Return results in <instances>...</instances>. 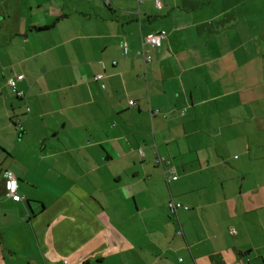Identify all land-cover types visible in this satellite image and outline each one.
<instances>
[{
    "label": "crops",
    "instance_id": "0c3cea01",
    "mask_svg": "<svg viewBox=\"0 0 264 264\" xmlns=\"http://www.w3.org/2000/svg\"><path fill=\"white\" fill-rule=\"evenodd\" d=\"M64 259L264 264V0H0V264Z\"/></svg>",
    "mask_w": 264,
    "mask_h": 264
},
{
    "label": "built area",
    "instance_id": "2783aa9c",
    "mask_svg": "<svg viewBox=\"0 0 264 264\" xmlns=\"http://www.w3.org/2000/svg\"><path fill=\"white\" fill-rule=\"evenodd\" d=\"M157 5H159L158 1H157ZM165 39H167V35L164 32H162L159 34L149 35L145 37L143 39L144 40L143 42H144V45H149L151 47H159L161 46L163 40ZM128 53H129L128 46L127 44H124V54L128 55ZM137 56L142 57L146 62L151 61V57L148 55L146 49H142V51L138 52ZM101 78L102 76H97L95 79L100 80ZM22 80H24L23 75L16 76L15 78H12L9 80V85L13 88L15 92L18 93L19 96H22L23 94L17 91V83ZM130 104L133 105L134 102L131 101ZM5 178H6L7 196L13 199L14 201H17V202L21 201L24 197L18 193L19 185H18V178H17L15 171L13 169H7L5 172ZM177 178H178L177 176H174L173 179L177 180ZM167 207L172 213H176L180 209L189 210L188 206H184L182 203L176 202L174 200H171L168 203ZM61 264H69V260L64 259L61 262Z\"/></svg>",
    "mask_w": 264,
    "mask_h": 264
}]
</instances>
